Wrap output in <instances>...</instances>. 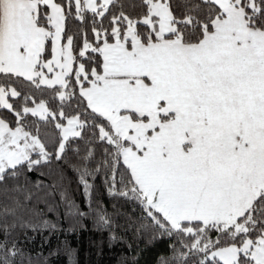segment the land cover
<instances>
[{"label": "snow or ice", "instance_id": "6c2138e0", "mask_svg": "<svg viewBox=\"0 0 264 264\" xmlns=\"http://www.w3.org/2000/svg\"><path fill=\"white\" fill-rule=\"evenodd\" d=\"M64 160L160 264H264V0H0V173Z\"/></svg>", "mask_w": 264, "mask_h": 264}, {"label": "trees", "instance_id": "16d2710c", "mask_svg": "<svg viewBox=\"0 0 264 264\" xmlns=\"http://www.w3.org/2000/svg\"><path fill=\"white\" fill-rule=\"evenodd\" d=\"M0 173V264H160L170 238L140 202L110 193L104 171L81 183L64 160Z\"/></svg>", "mask_w": 264, "mask_h": 264}]
</instances>
